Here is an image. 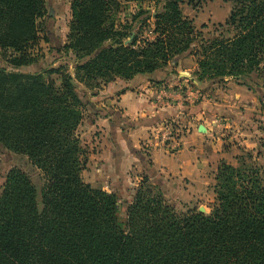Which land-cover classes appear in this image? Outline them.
Listing matches in <instances>:
<instances>
[{
    "label": "trees",
    "instance_id": "1",
    "mask_svg": "<svg viewBox=\"0 0 264 264\" xmlns=\"http://www.w3.org/2000/svg\"><path fill=\"white\" fill-rule=\"evenodd\" d=\"M206 1L212 0H155L153 12L139 10L121 33L112 19L116 0H71L60 51L74 57L81 95L62 67L34 74L0 67V146L25 156L44 179L39 209L28 175L8 171L0 264H264V179L252 167L219 166L208 213L176 212L146 178L124 208L115 194L81 179L76 130L86 91L96 96L116 81L150 76L174 56L195 58L199 82L229 78L250 86L264 68V0H222L232 5L225 26L235 34L210 40L180 9ZM45 13V0H0V57L11 67L37 62L31 52ZM151 20L154 37L139 40L137 29Z\"/></svg>",
    "mask_w": 264,
    "mask_h": 264
},
{
    "label": "crops",
    "instance_id": "2",
    "mask_svg": "<svg viewBox=\"0 0 264 264\" xmlns=\"http://www.w3.org/2000/svg\"><path fill=\"white\" fill-rule=\"evenodd\" d=\"M172 68L181 71L175 76ZM195 69L193 56H181L166 73L116 81L96 96L86 91L83 135L91 137L95 127L98 136L88 142L85 174L92 188L115 194L123 208L134 199L142 175L164 195L199 197L198 190L211 183L209 169L227 158L234 140L254 143L264 136V81L257 74L250 86L229 78L198 83ZM166 128L175 133L162 143L158 137Z\"/></svg>",
    "mask_w": 264,
    "mask_h": 264
},
{
    "label": "rangeland",
    "instance_id": "3",
    "mask_svg": "<svg viewBox=\"0 0 264 264\" xmlns=\"http://www.w3.org/2000/svg\"><path fill=\"white\" fill-rule=\"evenodd\" d=\"M116 1L119 3V9L114 13L112 19L115 24V30L121 31V33L126 32L124 27L127 25V23L131 22V17L135 15L139 10H150L151 12H153L155 7V0L144 1L142 3L125 2V0ZM70 3L71 0H45L46 13L45 16L39 19L37 22L38 39L31 52L32 57H34L37 61L36 63L27 66H21L18 68H13L5 61L4 57H0V67L6 69L9 72H16L21 74H34L49 68L51 69L62 67L72 77L74 85L78 89V94L81 95L85 87L82 84H79V82H77L74 78V70L72 67L74 65V57L72 55V57L69 55L66 56L64 52L60 51V49L64 46L67 41V34L69 31L68 26L71 21ZM231 6L232 5L230 2H223L222 0H212L206 1L205 3L201 4L197 9H193L183 3L180 6V9L182 16L191 21L195 31L200 33L204 40H210L221 39L222 37L230 38L235 34L233 28L225 26V21L229 16ZM152 22L153 20L149 22L150 26L148 28L146 26H141L139 30L137 29V38L139 40L152 39L154 37L153 33H151ZM138 26L139 25H137V27ZM178 57L181 56H174L163 67L157 69L151 75L156 72L166 73V71L169 69V64H171V62H173V60ZM179 70L181 71V68H172L171 74L176 76L177 71ZM195 72L196 71L192 73V76L195 77L193 79L198 83H218L225 79H203L202 82H199L197 80ZM256 77V79L259 80L260 84L262 81H264V68H261L260 73L258 74V76L256 75ZM53 78L56 84L58 85L59 80L57 76L53 75ZM192 80H190V83H188L189 85L192 84ZM258 80L256 81L258 82ZM190 87H192V85H190ZM261 106L264 111V96L263 105ZM87 119L88 113L85 108V110L83 111V117L81 119V122L76 130V134L80 140L81 149L83 151L82 160H85V166L83 171L81 172V179L84 183H87L86 179H88L86 178L85 174V169L88 163L87 158L90 154L88 142L90 140L94 141L96 138H98L97 130L95 127L92 128L94 133L91 137L87 136L85 138V135H83L85 133L84 125ZM92 122L93 124H95V119H93ZM259 123L261 125V128H263L262 131L264 132V120L260 121ZM169 124H172V127L174 126V122H171ZM171 130L173 132L170 134V136L173 137V134L175 132L174 129ZM253 140H255L254 143L246 144H241L237 140H234V145H230L228 149H230L231 147L233 148L231 150L226 151L227 158L219 159L214 163L213 168L211 170L209 169L208 175L211 180V183L210 185H208L207 190H198V192L201 193L199 197L190 194H188L185 198H177L168 194L164 195L161 191L156 190L152 185H150L148 181L147 184L149 185V187H152L151 191L153 194H160L164 198V200L175 209L176 212L185 213L194 208L199 209V207H203L204 213H208L209 205L214 199V176L217 173V170L220 165L225 164L235 168L252 167L256 169L258 171V174L264 179V136H256L253 138ZM12 168H18L26 175H28L37 191L38 208L41 209L40 195L44 188V179L42 173L36 167H34L25 156L16 154L0 146V194L2 191V185L4 183L5 177L8 171ZM139 178L137 179L138 182L135 191H137L141 181L146 177H143L142 175Z\"/></svg>",
    "mask_w": 264,
    "mask_h": 264
},
{
    "label": "built area",
    "instance_id": "4",
    "mask_svg": "<svg viewBox=\"0 0 264 264\" xmlns=\"http://www.w3.org/2000/svg\"><path fill=\"white\" fill-rule=\"evenodd\" d=\"M169 128H166V131L161 133L160 137L158 139L163 143L166 140L171 141L172 137L170 136L171 130ZM168 130V131H167Z\"/></svg>",
    "mask_w": 264,
    "mask_h": 264
},
{
    "label": "water",
    "instance_id": "5",
    "mask_svg": "<svg viewBox=\"0 0 264 264\" xmlns=\"http://www.w3.org/2000/svg\"><path fill=\"white\" fill-rule=\"evenodd\" d=\"M130 40H131V37H130L128 40H126V41L124 42V44L127 45V44L130 42ZM187 78L190 79V77H187ZM198 211L201 212V213H204V209H203V207H199Z\"/></svg>",
    "mask_w": 264,
    "mask_h": 264
}]
</instances>
